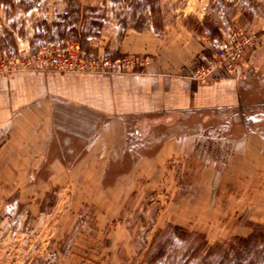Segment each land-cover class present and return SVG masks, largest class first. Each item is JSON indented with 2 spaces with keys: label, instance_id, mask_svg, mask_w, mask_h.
<instances>
[{
  "label": "rangeland",
  "instance_id": "1",
  "mask_svg": "<svg viewBox=\"0 0 264 264\" xmlns=\"http://www.w3.org/2000/svg\"><path fill=\"white\" fill-rule=\"evenodd\" d=\"M27 2L0 0L2 63L23 56L36 60L44 57L47 45L77 42L86 59L100 63L139 58L144 65L136 62L125 71L134 73L154 55H121L119 44L128 31H151L171 45L195 40L208 55L216 41L239 30L252 41L243 62L246 76L237 81L249 78L251 68L264 65V0H39L25 9ZM70 6L80 8V14L70 26L74 33L68 31L62 38L57 23ZM256 90L264 94V87ZM234 117L213 114L204 126L195 117L192 131L207 138L191 158L162 166L152 181L129 179L133 185L124 189L120 201L118 195L98 198L94 189H1L0 264H183L195 249L201 254L192 264L207 258L216 263L229 243L264 226V172H253L245 181L232 178L218 190L213 182L215 196L225 205L177 203L186 194L197 198L205 163L229 158L231 137L240 131ZM133 159H121L104 183L110 185L129 170ZM46 175L35 173L33 179ZM210 247L214 250L207 256ZM161 248L166 252L159 259Z\"/></svg>",
  "mask_w": 264,
  "mask_h": 264
},
{
  "label": "crops",
  "instance_id": "2",
  "mask_svg": "<svg viewBox=\"0 0 264 264\" xmlns=\"http://www.w3.org/2000/svg\"><path fill=\"white\" fill-rule=\"evenodd\" d=\"M160 41L151 31L123 36L121 55H154L134 73L0 76V190L94 189L98 198L118 195L120 201L133 185L129 179L152 181L174 159L189 160L207 138L192 131L195 117L204 126L213 114L235 116L240 131L231 137L233 149L225 161L205 163L197 198L186 194L177 205H225L215 196L214 183L218 190L232 178L245 181L253 172L263 173L264 94L256 89L264 87V65L251 68L253 74L241 82H201L191 74L195 61L206 57L205 47L195 40L187 45ZM249 121L254 126L248 127ZM127 156L135 158L129 170L106 185L107 173ZM41 172L46 177L34 181Z\"/></svg>",
  "mask_w": 264,
  "mask_h": 264
},
{
  "label": "built area",
  "instance_id": "3",
  "mask_svg": "<svg viewBox=\"0 0 264 264\" xmlns=\"http://www.w3.org/2000/svg\"><path fill=\"white\" fill-rule=\"evenodd\" d=\"M252 38L240 33L239 30L232 31L221 40L216 41L210 57H204L196 61L193 66L191 78L209 82L219 78H233L238 80L244 76V60L247 50L251 46ZM41 56L36 60L22 57L18 60H8L7 63L0 62V75L32 71L36 68L43 71L53 72H92V73H118L125 72L134 64L143 62L139 58L130 60L116 59L103 63L86 59L81 52L77 42L66 45L45 46Z\"/></svg>",
  "mask_w": 264,
  "mask_h": 264
},
{
  "label": "trees",
  "instance_id": "4",
  "mask_svg": "<svg viewBox=\"0 0 264 264\" xmlns=\"http://www.w3.org/2000/svg\"><path fill=\"white\" fill-rule=\"evenodd\" d=\"M38 1L28 0L25 9H31ZM79 14L80 8H75V6H70V8L61 14L60 22L57 23V34L62 38L66 37L68 31L73 34L74 30L70 26L77 21V15ZM213 34L211 33V35ZM92 35L98 34L97 32H93ZM203 53H205L206 57L211 56V54L207 55V50H204ZM213 250L214 248L210 247L207 256H210ZM165 252V248H161L157 253L158 258L160 259ZM200 254V249L193 250L183 264H192ZM198 264H264V226L260 227L259 230L254 229L247 237H238L235 242L229 243L223 251V255L218 258L216 263L212 259L207 258Z\"/></svg>",
  "mask_w": 264,
  "mask_h": 264
}]
</instances>
